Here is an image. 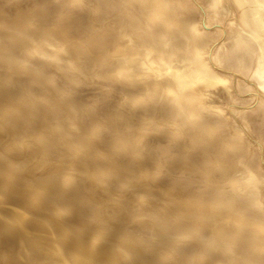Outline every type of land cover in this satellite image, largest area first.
Returning <instances> with one entry per match:
<instances>
[{"label":"bare ground","instance_id":"obj_1","mask_svg":"<svg viewBox=\"0 0 264 264\" xmlns=\"http://www.w3.org/2000/svg\"><path fill=\"white\" fill-rule=\"evenodd\" d=\"M2 1L3 0H1V2ZM11 1H13V0H11ZM40 1H41V3H42V1L44 2V0H40ZM45 1H47V0H45ZM154 1H157V2L154 3ZM245 1H248V4L250 2V0H122V2H121V0H86V2L84 0V3L85 4L87 3V5L84 8H86L87 17L92 22V26H88L86 28L83 27L85 29L86 33H84V34L83 33H79V34H82V35H85L86 34L85 35V37L87 38V41H85L86 48H88V49H94V45H93V41L94 40H96V41L98 40L97 42L100 43L98 45H102V47H104V51L105 52L103 53L102 58H99L100 59V62H99V59L98 58L96 59L98 61H95V58H93L94 59V62L95 63L97 62L98 64L97 63L96 64L98 66H100V68H101V69H99V67H98V70H97V72H98L97 73V77L99 76L100 79L99 80L96 79V80L97 81H100L101 80V77L100 76H102V77L103 76L104 77H109V78L112 77V80L110 79L111 81L106 80L107 78L105 79L106 82H103L104 79L101 80L102 81L101 83L103 84V86L102 85H100V86H101V89L103 88L102 89L103 92H104V87H106L107 85H110L111 86V84H112V87H113V85L114 86H116V85L118 86L120 84L121 85H124V86H127L126 89H122V90H124L126 92L124 94L130 95V97H131V98H129L128 96L125 95L126 97H128L127 98V101L128 102H126V103H128L130 107H131V104H132L133 105L132 108L136 104H140L141 105L140 107H142V108H143V106L148 105V110L149 111L155 109V107H156V104H155L156 103V98H159L161 100V97L163 95L166 96L165 94H167V96H168L169 95L168 93H170V96L169 97H171L170 98L171 100L170 99L169 100H170V107H172V109H173V111L171 109L172 113L173 112H177V110L179 111V110H183L184 109V111H185L187 109L188 112H191V111L193 112V114H191L189 116H195V117H197V116H201L200 110H197L196 109L194 111L192 109V106H191V98L186 93H184V92L182 93V91H181L180 88H183L184 86H187L186 84L187 83L188 84L191 83L192 80L193 81L196 80L197 82L199 80V82H201V83H204V82L208 83L209 81H213V83H216L217 85H225L226 82H227V80H228V82H232V77H231L232 75L231 76L229 75L230 76V78H229L228 75H223V73L221 74L219 72V70L215 69L214 66H212L213 65V62L212 61H210V64H209L206 61V59L203 58V56H202L203 53H208L211 56H213L214 60L212 59V57H211L210 60H213L215 65H219V66H222V64L224 66L227 65V67H225V68H228V65H230V66L238 67L239 69L242 68L244 70H255L257 68H260V69L263 68L262 69L263 70L262 72H264V18H263V14H262V9H264V0H251L252 4L250 5V7H252V8H250V9L247 8V6L245 5ZM5 2H7V1H5ZM26 2H27V0H26ZM78 2L81 3V2H83V0L78 1ZM78 2L74 3L71 0V3H74V6L75 7L78 6V4H79ZM13 3L15 4L16 1L13 2ZM41 3L39 2V5H41ZM44 3H46V2H44ZM44 3H43V5H44ZM47 3H48V1H47ZM22 4H24V3H22ZM34 4L37 5V3L35 2V0H34ZM68 4H69V2H68ZM19 5L20 4H18V6ZM82 5H83V3H82ZM118 5L120 6V8H119L120 9V12L121 11L122 12L120 14H118L116 17L113 18V19H115L114 20V23H113L114 24L113 25V28L114 29H109V30H114V33L112 32L113 33V36H111V38L113 40L112 41L113 43H111V45H110V43L108 41V40H110V38H109L110 36L108 34L104 35V34L99 33L97 29L94 30L95 28L93 26H95L96 28H100L99 27L101 25V21L100 20L102 18V14L101 13L105 9L106 10H109L111 12V9H113V8L115 9L116 6L118 7ZM6 6H8V5H6ZM57 6L58 7L56 8L57 9V11H56L57 13L56 14H58V10H59L58 8H60L59 5H57ZM64 6H65V4H64ZM79 6H80V4H79ZM11 7H12V5H11ZM29 7H27L28 10L30 9ZM51 7H54V6H51ZM55 7H56V5H55ZM68 7H71V6H67V8ZM225 7L226 8L229 7V10L232 9V11L235 14V17H234V15L233 16L230 15V16L233 17L232 18L233 21H230L229 20L232 23H227V21H226V24L224 25V27H222V28H224L223 31H227V33H228V37L226 36V38L228 39V41L225 40L226 42L224 41L222 43L223 45H216V46L212 45V47H214V48L211 47L212 49L211 48L208 49V48L212 44V37L215 34V33H212V32L214 30L209 31L208 29L205 28V26H204L205 29L204 28L202 29L201 28L202 26L199 27L201 24L200 25L198 24L199 25L198 26L197 23H196L197 26L191 24L190 27H188L189 30L187 31V29H186L187 27L185 25V22L183 23L185 25L184 26L185 28H184L183 25H180L177 22V20H176V23H173V20H172L173 18H178V19L182 18V19H184V16H186L185 15L186 12L192 13V15H195L196 12H198V11L201 12V13H205V12L208 13V15L207 14L206 15H207V20H209L210 18H213V17L218 16L219 15V12H221V11L223 12V8H225ZM62 8H64L63 5H62ZM80 8L78 7V9H80ZM3 9H4V7H3ZM12 9H14V8H12ZM19 9H21V8H19ZM27 9H26V11H27ZM8 10H10L9 7H8ZM8 10H5V11H8ZM60 10H59V13H60ZM16 11H17V8H16ZM64 11H68V10L66 9ZM73 11L75 12L76 10H73ZM1 12H3V11L1 10ZM81 12H82V10L80 9V13ZM83 12L85 13L84 10H83ZM105 12H107V11H105ZM20 13H21V11H20ZM116 13H117V10H116ZM118 13H119V11H118ZM10 14H11V12L8 13V14H6V15H10ZM21 14H23V13H21ZM34 14H36V13H34ZM37 14H38V12H37ZM39 14H40V12H39ZM42 15H45L44 12L42 13ZM47 15H49V13H47ZM82 15H84V14H82ZM188 15H190V14H188ZM31 16H33V15H31ZM59 16H61V15H59ZM73 16H75V15H73ZM196 16H197V14H196ZM221 16H224V15H221ZM5 17H7V16H5ZM9 17H11V16H9ZM65 17H64V19H67ZM69 17H70V15H69ZM84 17H85V15H84ZM197 17L200 18L199 16H197ZM219 17H220V15H219ZM40 18L41 19H44V17H42V16H40ZM60 18L62 20L63 19V16L60 17ZM186 18H187V16H186ZM222 18H224V17H222ZM3 19H5V18H3ZM14 19H12V20H14ZM17 19H18V17L15 20H17ZM36 19H38V18H36ZM46 19H48V18H46ZM80 19H81V17H80ZM229 19H231V18H229ZM9 20L10 19L7 20L8 23H9ZM12 20H10V21H12ZM29 20H30V18L28 19V21ZM61 20H60V22H61ZM69 20H71L69 22H73L72 21V15H71V19H69ZM105 20L107 21L106 18H105ZM193 20H195V19H193ZM205 20H206V18H205ZM210 20H211L210 22L213 21L212 19H210ZM36 21H38V20H36ZM62 21L64 22V24L65 23H67V24L69 23V22H65L64 20H62ZM66 21H68V20H66ZM180 21L182 22L181 19H180ZM31 22H29V25H30ZM39 22H40V20H39ZM47 22L49 24V21L48 20H47ZM52 22H53L52 24H54V21H52ZM190 22L191 21H189V23ZM210 22L209 21H206L205 24H208L209 25ZM221 22H222V20H221ZM4 23H7V22H4ZM14 23H16V22H14ZM25 23H24V25H25ZM34 23H35V21L33 22V24ZM56 23L57 22L55 21V24ZM107 23H108V21H107ZM107 23L105 24V27H108L109 25H111V24H108L107 25ZM109 23H111V22H109ZM48 24H46L47 27H48ZM60 24L62 25L63 23H60ZM2 25H3V23H2ZM12 25L16 26V24H13V23H12ZM26 25H27V23H26ZM46 25L45 26L43 25V27L45 29H46ZM56 25H58V24H56ZM73 25L74 24H72V26ZM82 25L85 26V24H82ZM208 25H206V27ZM14 26H12L13 28L11 27L13 31L16 30L15 28L17 27V26L16 27H14ZM28 26H26L27 27V30L25 29L26 31H29L28 28H30V26L29 27ZM36 26L35 27L34 26L31 27V30L29 32H22L21 33V31H20L18 33L17 30H19V29L16 30L17 34H23V33L26 34L27 33L26 34V39H27V44L26 45L27 46L26 45H25V47L23 46L25 48L24 51H26L27 54L23 57V60L26 59L27 57H34V58L38 57L39 58L38 61L40 63L41 62L42 63H45V62H54L55 61L54 59H57L56 58L57 55L58 56H64L65 54L64 55H62V54L60 55V53H59V50L62 49L61 46H58L57 48L53 47L52 49H49V48L47 49L46 47L45 48L42 47L44 44H47L45 46H48L49 47V45H50V48H51L52 45L49 43V40L54 38V39H58V41H59V38L54 37V36H56V33L54 34L51 31H45L44 28H43V30L45 31L44 34L43 35L42 34L40 35L39 32H37V30H40V29L42 30V28L39 27L41 25H38V27H36ZM75 26H73L71 28L75 29L74 28ZM3 27L2 28L0 27V31H1V29L2 30L5 29V31L7 30L6 28H3ZM21 27H23V26H21ZM24 27L22 28V30L24 29ZM59 27H62V26H59ZM69 27L70 26L68 24L67 28H69ZM35 28L36 29L37 28H40V29L35 30ZM182 28H184L186 31L185 30L182 31L183 30ZM78 29L80 30V27ZM211 29H213V28H211ZM79 30H77V31H79ZM9 31H11V30L9 29ZM13 31L11 33L10 32L8 33V30H7L8 35L15 32V31L14 32ZM67 31H69V30H67ZM80 31H82V30H80ZM215 31H216V29H215ZM1 33H3V32L1 31ZM7 33L5 32V34H7ZM41 33H42V31H41ZM75 33H76V31H75ZM219 33H218V35H219ZM14 34L16 35V33H14ZM25 34H23V35H25ZM66 34H70V33L69 32H66ZM2 35L4 36V34H1V37H2ZM15 35H14V38H11V40L12 39H16L15 38ZM215 36H216V34H215ZM215 36L213 37V39H216L218 37V36H216V37ZM6 37H8V36L6 35ZM6 37L5 38H1V40L2 39L3 40L6 39L7 41H9L10 39L9 38L7 39ZM21 37L22 36H20V38ZM80 37H82V36H80ZM22 38H24V37H22ZM83 38H84V36L82 37V39ZM71 39H74V38H71ZM75 39H76V37H75ZM79 39H81V38H79ZM221 39H222V37H221ZM1 40H0V229H1V232H4V233H1L0 234V256H3V255L6 256L7 255L6 252H5V246H4L3 242H5L7 240V236H9L8 237L9 240H13V246H14L13 247V250H14V252L18 249L19 246L23 245L27 241H31L32 244H33L31 246V248H30V251H31V250L36 249V247H38L44 240L50 239L51 240V244H50L49 248L47 249L46 253L54 255V257H56L58 260H60L59 264H133L134 261H138L137 259L132 258V256L133 255H137V253L139 251V246L136 245V244L131 243V241L129 240V239H132L133 242H134L137 239H134L133 236H130V234H129L128 231L121 230L120 232L122 233V236L121 237L123 238V241H126V242L129 243V249H130V254L131 255L128 253L127 247L125 245H122V244H119L118 242H113L112 240H109V237L111 239V236H110L109 233H107L105 231H102L100 229L91 230V229H88V228L85 229V228L79 226L80 223H81V219H79V217L82 218V214L83 213L87 212L89 209H91V211H93V212H97V210L95 209V205L97 203H99L98 202L99 201V198L97 197V201L91 200L89 198V195L86 196L88 199H86V197L82 198L81 197V194H80V191H82V190L85 191L84 189H82L84 186L83 185H82L83 187L80 186L79 188H81V189L79 190L78 186L70 178L72 175L70 173H68V170H66L67 172H65V170H64L65 167L62 168V169L64 170V173H67V174H64L63 171H62V173L64 174V176H61L62 175L61 174V170H60V167L61 166L59 165L60 166L59 167L60 176H57V175H55V173H56L54 171L55 169L54 168L53 169L51 168V167H55V166L52 165L50 167L51 168L50 169L49 167H47L48 166L47 163L49 161H47L45 159H41L42 158V155H48V154L52 153L51 151L53 150V147L55 145H57V143H58V141L56 140L58 138L55 137V135L53 134V132L56 131V134L58 135L57 131L60 132V133L61 132L64 133V130L67 129L66 126H65V123L66 122L65 123H61V122L59 123L56 120L55 121H49V118H51V117L44 116V113H47V115L49 113H51L52 114L51 116L53 118H56L54 116V113H55V111H58V110H56L57 108L56 109L54 108L55 109V110L53 109L54 112L51 109H50L51 112H47L46 111V108L44 107L45 105H43V103L45 102V100H47L46 102L49 103L50 100H48V99H49V97H52V96H50L51 93H46V91L48 90V88H49V91L48 92H50V89L57 90V88H58L56 86L57 84L54 82L55 79L53 80L52 79L53 76H51V75H54V74H51V75L47 76L46 78L44 77V80L46 82L48 81L47 82L48 83V85H47L48 87L45 86V84L43 82L42 84H44V86H45V88H47V90L46 91H43L44 90L43 87L41 88V90L43 89L42 91L45 92V93H40L42 91H40L39 93L38 92L35 93V87L37 88V86L35 85V87H34V83L35 84H36V82L41 83L42 80H43V78H42L41 75L39 76L38 74H35L37 72L31 73L32 75L33 74L35 75V76H33V78H31V83H33V85H31V84H27L25 86H23V85H17L16 82L18 80L14 81L12 73H13V71L26 69V67L24 68V66H27L28 65V63L26 62L27 60H25V62H22L21 63L22 64V65H20L21 67H19V68L16 67L17 64H14L13 61L14 60H18V61L20 60V61H22V59H19L20 57H17L18 59L16 58V56L13 53V50L10 49V48H12V45L9 48L10 49L9 50L6 47H7V45H10V44L6 43L7 41H5V43L7 45L6 44L3 45V43H2ZM22 40H23V43H26V41L24 42V39H22ZM70 40H68L69 43H70ZM222 40H224V39H222ZM15 41H14V43H16ZM79 41H81V40H79ZM219 41H221V40H219ZM82 42H84V40ZM14 43H13V45H14ZM17 43H16V46H17ZM19 44H22V43L19 42ZM67 44H68V42H67ZM76 44H78V43H76ZM22 45H20V46H22ZM60 45H61V43H60ZM168 45H170V46L167 47ZM14 47H13V49L16 50L19 46H17V48L16 47L14 48ZM166 47L168 49L171 47L172 51L170 52L169 50H167V53H165V51H163V50ZM20 48H18L17 50L19 51ZM75 49H76V51L78 50V48H75ZM84 49H85V47H84ZM17 50H16V52H17ZM81 50H80V52H81ZM229 50H231V51H229ZM56 51H57V53H56ZM83 51L85 52V50H82V52ZM168 51H169V53H168ZM16 52H15V54H16ZM75 52H74V54H75ZM254 52H256V55H253ZM17 54H19V52ZM178 54L179 55H182V57L185 56V58L183 60L181 59L182 57L181 58L178 57L180 59L176 58V56ZM23 55H24V52H23ZM72 55H70V56L72 57ZM94 55L95 54H93V56ZM252 55L255 56V57L253 58ZM79 57H80V55L77 56V58L76 57H74V58L79 60L81 58V57L80 58ZM209 58H210V56H209ZM63 59H64V62H65V56L63 57ZM85 59H86V57H85ZM85 59L83 58V60H85ZM93 59H91V60L88 59V60L92 61ZM78 60H76V61H78ZM88 60L86 62H89ZM185 61H187V62H185ZM64 62H62V63H64ZM86 62L84 61L83 63L85 64ZM70 63L73 66L72 61ZM83 63L81 62V64H83ZM67 64H68V62H67ZM67 64H66V66H68ZM87 65H88V63H87ZM87 65H85V66L87 67ZM93 65H94V63H93ZM75 66L76 65H74V67ZM88 66H90V68H91L92 65H88ZM43 67H45V66H43ZM40 68L39 67H38V69L33 68V70L34 71L35 70H39ZM51 69H53V68H51ZM58 69H56V70H58ZM78 69L79 70H77V72L79 71V74H82L83 73L82 69L81 68H78ZM93 69H95V68H93ZM33 70H32V72H33ZM40 70L38 71L39 74H40ZM54 70L55 69H53V71ZM62 70L65 72L67 69L65 68V69H62ZM86 71H89V70H86ZM93 71H95V70H93ZM144 71L145 72L146 71L149 72V73L146 72V74H147L146 77L149 75L147 77V79H146V77L143 76V74H144L143 72ZM230 71H231V68H230ZM77 72L76 71L74 72V70H73V73L78 74ZM152 72L156 75V76L154 75L155 78L157 77L156 79H158V75H159V77L160 76L163 77V74H165L166 76L167 75H170V77L167 76L168 78L167 77L166 78L163 77L164 79L162 78V80L154 81L151 78L152 76L150 77V75L153 74ZM43 73L41 72V74H43ZM51 73H53V72H51ZM249 73H251V72H249ZM31 74H30V76L32 77ZM71 74H72V72H71ZM93 74H90V73L88 75L86 74V78H87V76H89L90 79H91L92 78L91 76ZM20 75H21V73H20ZM60 75H62V73H60ZM63 75H65V74H63ZM234 75L235 74H233V77H234ZM253 75H255V74H253ZM68 76H70V74H68ZM68 76L66 74L64 77H67L68 78ZM60 77H62V76H60ZM60 77H59V79L57 78L56 80H59L60 81ZM80 77L79 78H76V79H80ZM149 77L152 79L151 82L148 81V80H150ZM23 78L25 79L24 76H23ZM28 78H29V76H28ZM70 78H71V76L69 77V79ZM93 78L95 79L94 75H93ZM90 79H88V81H90ZM71 80L72 79H70L69 80L70 82L69 81L68 82L71 83V85H73V82H71ZM81 80H82V82H80V81L79 82L83 84V78ZM235 80H236V77H235ZM20 81H23V80L20 79ZM95 81L94 82L92 81L93 83H91V81H90V83L91 84H94V85H98V82H96V84H95ZM142 81L144 83V84L142 83V86H140V87L139 86H136L137 84L140 85V83ZM74 82H75V84L77 86L80 84V83L77 84L78 80H77V82H76V80H74ZM157 83H160V84H157ZM261 83L264 84V78L261 79ZM60 84H62V83L60 82ZM82 84H80V86ZM85 84L86 83H84L83 85H85ZM134 84H136V85L133 88H128V87H130V85L132 86ZM256 84L259 85L260 83H256ZM37 85H39V84H37ZM156 85H158V86L160 85V86L157 88ZM124 86H123V88H124ZM258 87L260 88V85ZM74 88H75V86H74ZM90 88H92V87H90ZM90 88H89V90H90ZM69 89H70V87H69ZM85 89H83V90H85ZM101 89H100V91L102 92ZM115 89H116V87H115ZM178 89H180V91ZM37 90H40V88H38ZM72 90L74 91V89H72ZM107 90H108V88H107ZM118 90H121V88L118 89ZM96 91H98V89ZM261 91H264V89L261 90ZM55 92L53 93V95L54 94H57ZM59 92L62 93L63 92L62 89ZM59 92H58V94H60ZM108 92L109 91H107V93ZM110 92H114V94H115V90L114 91H111L110 90ZM120 92H122V91H120ZM117 94H119V93L117 92ZM117 94L115 96H118ZM62 95H64V94H62ZM62 95H60V96H62ZM93 95H94V93L92 94V98L95 97ZM106 95L109 96V94H106ZM122 95L123 94H120V96H122ZM54 96L57 97V95H54ZM52 98H55V97H52ZM59 98H61L62 100H64L63 99L64 96L63 97H59ZM41 99L44 100L43 103H39L38 102V100H41ZM82 99H84V97ZM85 100H86V98H85ZM121 100L122 99L119 100V104L122 103ZM164 100L166 101V99H164ZM53 101H55V99L54 100H51L52 103H53ZM80 101H81V99H80ZM123 101H124V99H123ZM57 102H58V100H57ZM57 102H55V103H57ZM68 103H69L70 107L71 106H74V105H72L71 100H68ZM80 103H82V102H80ZM87 103L89 104V102H87ZM96 103L94 101L93 104L96 105ZM100 103H101V101L99 103H97V105L100 104ZM62 104L64 105V101L62 102ZM77 104H79V103H77ZM83 104H86V103H83ZM53 105H55V104H53ZM80 105H82V104H80ZM103 105H105V104H103ZM157 105H160V103L157 104ZM164 105H162V107ZM48 106L50 108V105L47 104L46 105L47 109H49ZM76 106H74L75 107L74 109H78V108H81V107L83 108V106H81V107H78L77 106L78 108ZM105 106L107 107V105H105ZM110 106H112V105H110ZM23 107L25 108V110H23ZM56 107H58V104H57ZM60 107H62V105H60ZM106 107L103 106V108H105V109H106ZM136 107H134V110L136 109ZM94 108H96V107H94ZM109 108H111V107H109ZM109 108H108V110H109ZM112 108L114 110V106ZM146 108H147V106H145V110H146ZM157 108H159V107H156L155 112H156V110H159ZM129 110H131L130 112H132V109H129ZM76 111H80V110H75L74 112H76ZM102 111H103V109H102ZM139 111H140V109H139ZM146 111H145V113H146ZM166 111H168V109H164V112H166ZM171 111H169V113ZM231 111H232V109H231ZM234 111H235V109H234ZM234 111H232V113ZM244 111L247 113L250 110L249 109H245ZM244 111L243 110H240L238 112L239 113L241 112L240 113V115H242L241 117L244 119V121L246 120V122H247V120H248L247 119V116L246 115L245 116L243 115V112ZM61 112H63L62 109H61ZM111 112L109 114H111ZM114 112H116V110ZM56 113H58V112H56ZM106 113H108V112H106ZM119 113H122V115H123V111H121ZM156 113L158 114L159 112H156ZM246 113H244V114H246ZM250 113H251V111H250ZM88 114L90 115V113H88ZM101 114H103V113L100 112L99 116ZM127 114H128V112H127ZM129 114H131V113H129ZM116 115H117V113H116ZM122 115H121V117H124ZM132 115H134V114H132ZM78 116H77V118H78ZM81 116H83L82 118L87 117L86 115H81ZM102 116H104V115H102ZM111 116L113 117V115H110V117ZM129 116H131V115H129ZM138 116H139V114L137 115V117ZM134 117L136 118V115H134ZM140 117H141V115H140ZM72 118H70V119H72ZM79 118H78V120H80ZM97 118H98V120H100V117H97ZM111 118H109V119H111ZM124 118H126V117H124ZM135 118H134V120H135ZM237 118H240V117H237ZM67 119H68V117H67ZM67 119H65V121ZM70 119H69L68 123L70 122ZM132 119H133V117H132ZM73 120H74V118H73ZM73 120L71 121V123H73ZM75 120H77V119H75ZM78 120L76 121L75 125L78 123ZM86 120H90V119H86ZM136 120H137V118H136ZM138 120H139V117H138ZM83 121H84V119H83ZM96 121H97V119H96ZM127 121H128V119H127ZM140 121L143 122V124H145L144 122H148L147 119H142ZM223 121H225V120H223ZM118 123H122L123 124V122H118ZM137 123H138V121H137ZM163 123L164 122H162V124ZM242 123H243V121L241 122V124ZM82 124H83V126L85 125L84 122ZM221 124L223 126L225 125V123H223V122ZM67 125H69V124H67ZM93 125L94 124L91 125L92 126L91 128H94V130H95V127H93ZM202 125L203 126H207V128L209 129V131H212L210 129L215 128L214 127L215 126L214 124H213L214 125L213 126L211 124H208V122H207V124H204L202 122ZM79 126L81 127L82 125H79ZM83 126L81 127V129L82 128L87 129L85 126L84 127ZM119 126H121L120 128L123 127L122 125H119ZM134 126L136 127V125H134ZM139 126H141V125L139 124ZM144 126H147V125L145 124ZM78 127H77V129H78ZM96 127L99 128V125L96 126ZM100 127H101V125H100ZM137 127H138V125H137ZM98 128H96V129H98ZM120 128H118V129H120ZM132 128H131V130H132ZM142 128L143 127H141L140 130ZM243 128H245V127L243 126ZM72 129H74V126H73ZM102 129H104V128H102ZM124 129L125 128H123V130ZM147 129H145V128H144V130L142 129L144 132L142 130L140 132H136V130H138V128H137L135 130V132L137 134H135V132H134L135 135L133 134V131H131L134 136L131 134V132H129V134H131L132 136L128 137L129 140H127V141L125 140L126 136H124L125 137L124 140L127 143L124 142V141H121L120 142V145H121V143H124L121 147L123 148V146L125 145V143L126 144L133 143L131 141H133V139H135V141L136 140L138 141L137 143H140L139 140L143 141V144H145L146 147H147V145L149 143H152V142L154 143L155 142L154 140L166 141V143L168 141V143L166 144V147L169 148L170 147V144H172L171 142L172 141H175L178 138V136H179V129H178V127L176 128V125H173V127L168 128L164 124V126L162 128L157 129L156 131L159 134H161L160 136L157 135L160 139H158L156 136H153V134H149L148 133L150 131L149 129H148L149 131L147 132L148 134H146L145 130H147ZM153 129H154V127H153ZM94 130H93V132H94ZM110 130L112 131V129H110ZM123 130H122V132H124ZM166 130L168 132L167 133L168 135H165L164 136V134L166 133L164 131H166ZM96 131H98V130H96ZM125 132H127V131H125ZM161 132H164L163 136H162V133ZM228 132H230V131H228ZM111 133H113V131ZM97 134H98V132H97ZM117 134L118 133H116V135ZM86 135H88V134H86ZM103 135H105V134H103ZM116 135H115V137H116ZM186 135H187V137H188V139L190 141H192L194 139V134L193 133L188 132ZM127 136H128V134H127ZM63 137L64 136H62V138ZM77 137H79V136H77ZM80 137L82 139L83 138V135L80 136ZM99 137H100V135H99ZM117 137H118L117 139L120 140L119 138L122 137V134H121V137L120 136H117ZM230 137H232V136H230ZM230 137L228 135V138H230ZM102 138H104V137L102 136ZM111 138L112 137H110V139ZM236 138H237V136H236ZM77 139H76V141H79V139L78 140ZM89 139H91V138H88L87 141H89ZM115 139L116 138H114V140ZM232 139H233V137H232ZM235 139H234V141H232L233 143L234 142L237 143L235 141ZM73 140H75V139H73ZM221 140L223 141L224 139H221ZM226 140L227 139H225L224 142H226ZM64 141H66V140H64ZM76 141H75V143H76ZM87 141L84 144H89L90 143V145H87V146H90V147L93 148V145H94L93 143H95V142H90L91 141L90 140L89 143H88ZM106 141H108V140L106 139ZM222 141H221V143H222ZM228 141L229 140H227V142ZM243 141H244V139H243ZM98 142H101V140L99 141V139H98ZM111 142H112V139H111ZM227 142L226 143H223L222 145L228 144ZM240 143H241V141L238 144H240ZM60 144H62V143L60 142ZM64 144H65V147L64 148H66L67 147L66 146L67 141ZM117 144H115V145H117ZM234 144L230 143V145H234ZM241 144L238 145L239 146V149H241L240 146L242 148H245V146L247 147V145H245V144L244 145H241ZM235 145L233 147H235ZM59 146H58V148H59ZM87 146L84 145V147H83L84 150H85V147H87ZM105 146H107V144ZM109 146L111 147V145H109ZM113 146H114V144H113ZM128 146H129V144L128 145H125V147H128ZM155 146H156V143H155ZM155 146H153V147H155ZM159 146H160L159 148L161 149L162 145L160 144ZM238 146H237V148H238ZM73 147L76 148V145L75 146H72V149H73ZM94 147H96V145ZM81 148H82V146H81ZM117 148L118 147H116V149L111 148L112 152L114 150H116V151H114L113 154H115V152H117V155L119 154L120 151H119V149L117 150ZM139 148L140 147H138V149ZM72 149H71V151L74 152V150H72ZM76 149L78 151V149H80V148H76ZM76 149H75V151H76ZM87 149H88V147H87ZM105 149L106 148H104V150ZM107 149L105 151H107ZM124 149H125V151H124ZM124 149H123V154L124 153L127 154V151H126L127 148H124ZM167 149H166V151H167ZM58 150H60V149H58ZM58 150H56V152ZM81 150H80L81 154L80 153L78 154L80 157H79V162H78L77 165H79L80 162H84V160H85V163H83V164L81 163V167H82V165L83 166L86 165V163H87L86 161L88 160L87 159L88 156L83 159L81 156H83V153L82 152H84V151L83 150L81 151ZM102 150H101V152H102ZM131 150H132V147H131ZM140 150H141V148H140ZM53 151H55V150H53ZM92 152L95 153V151L92 150L91 153L90 152L88 153V155L91 156ZM161 152H165V149H164V151L162 150ZM74 153H70L71 155H68V156H71L72 157V154L75 155ZM84 153H86L85 155H87V151L84 152ZM102 153H104V152H102ZM56 154L54 153L53 155L56 156V157H58V155H56ZM111 154L112 153H110L109 156L113 157L114 155L112 156ZM133 154H134V157L137 156V155H135V153H132L131 155H133ZM85 155H84V157H85ZM94 155L96 157V154H94ZM115 156L113 157L114 159H115ZM127 156H129V155H127ZM49 157H50V155H49ZM65 157L67 158L66 155H65ZM74 157H76V163H77V158L78 157L77 156H74ZM119 157L121 158L120 154H119ZM119 157H117V158H119ZM202 157H198V158L200 160H204L205 161L206 158L203 157L204 159H202ZM66 158H65V160L63 158V160L65 162H62L61 163V164L65 163V164H63L65 166L68 163V161H70V160L66 161ZM90 158H92V157H90ZM97 158H98V156H97ZM117 158H116V160H118ZM73 159H75V158H73ZM92 159H90L89 161L92 162L93 161ZM129 159L130 158L128 157V162L130 163ZM112 160L113 159H109L103 165L101 164V162H102L101 161L100 164L102 166L101 165H100V167L97 166V169H98L97 171H99V168L100 169L101 168H103V169L106 168V169H108V170H110V171H112V172L115 173L117 171V168L118 167L120 168V166H118V165H122V167H125L126 168V165L129 164L128 163V164L124 165L125 163L124 164L123 163H120L118 165H115V162H113ZM74 161L75 160L71 161L72 163L71 162H69V163H71V165L76 164ZM89 161H88V163H89ZM119 161L121 162V160H119ZM189 161H190V163H192L193 165H195L196 161H198V160H195L194 159L195 163H193V160L192 161L189 160ZM204 161H200V162L198 161L199 163H201V164L198 163L199 164L198 166L204 164V163H202ZM139 162H137V163L139 164ZM205 163H206V161H205ZM161 164H164V163H161ZM161 164L159 165V167H156L155 173H157V172H159L161 170V167H162ZM92 165L93 164H91V166ZM140 165H141V163H140ZM140 165H138V166H140ZM243 165H244L243 168H241L239 166L240 169H242L240 171L243 172V177L241 176L242 173L239 174L242 177L239 180H234L233 182L231 181V183L225 182V183H227V185L226 184L225 185L223 184L222 186L219 185V186H214V187H210V186H207V185L205 186L203 184V188L202 189H204L203 190L204 195H206V197L208 199H210L211 200V203L213 204L212 205L213 207L210 210H206V209L203 210L202 209L206 205H204V203L202 202L203 201L202 199H201L202 201L200 200V197L201 196H204V195H200V197H198V199L202 202V206L203 207H201V208H200L199 205H197L198 204L197 202H196L197 203L196 205L194 204L195 201H196L194 199L196 197H193V195L195 194L193 191H192V194L193 195H190V199L188 198L189 196H185L184 199H186V198L187 199L184 201V203L187 204V203L190 202L191 205L194 204L191 207H189L190 205L188 204L189 205L188 206L189 208L185 204V206L187 207L185 213L188 214V215L186 214V216L187 217L188 216H193L194 219H195L194 220V223H195L196 226H201V227L204 226L205 227L207 225V223L209 222V220H212V219L215 220V219H217L218 217H216V216L218 214L221 215V211L228 212L229 210H231V213H235V211L237 209H239V204L238 203H240V202L238 201V197H240V195H243V193H245L247 190H249L253 186V183L250 182L251 179H252V174H251V170L249 169V166H248L249 163L247 162V163H244ZM91 166H90V163H89L88 167H91ZM138 166L135 165V168L136 167L138 168ZM70 167H73V166H70ZM88 167H87V169H88ZM122 167H121V169H123L122 171H125L124 168H122ZM141 167H140L141 170L143 168H145L144 166H141ZM204 167H205V165L202 166V168H203L202 170L206 169ZM206 167H207V165H206ZM133 168H134V166H133ZM133 168L131 170H133ZM57 169H58V166H57ZM79 169H80L79 167H78V169H76L77 172H78V174L81 173L80 171H78ZM207 169H210V168H207ZM218 169H220V168L218 167ZM84 170H85V167H84ZM138 170H139V168H138ZM225 170H226V168H225ZM254 170H256V169L254 168ZM53 171L55 173H53ZM89 171H90V173H89V175L88 174L87 175L90 178V176L92 175V172H91V170H89ZM122 171H121V173H122ZM212 171H215V170H212ZM74 172H73V170L71 172L72 174L74 173L73 176L75 174H77L76 171H74ZM100 172L101 171H99V173L97 172L98 174L96 176L102 174ZM206 172L207 171L204 170L205 175H202L201 174L202 175V178L203 177L205 178L208 175V173H206ZM219 172H220V170L217 173H219ZM225 172L223 170V173H225ZM129 173H130V171H129ZM69 174H70V176H69ZM108 174H109V172L105 174L107 176V178H108ZM120 174H119V176H124V173H122L123 175H120ZM77 175L75 176V178L77 177ZM151 175H150V177H151ZM254 175H256V174H254ZM73 176H72V178H73ZM96 176H94V177H96ZM103 176H101L102 178H98V180L101 179V181H102ZM128 176H125V177H128ZM78 177H80V176H78ZM185 177L191 178V175L188 174V175H185ZM185 177H184V179H185ZM107 178L103 179V183H104V181ZM262 178L264 179V177H262ZM92 179L93 178L87 179V181L88 180H92ZM95 179L97 180V178H95ZM149 179L151 180V178H149ZM207 179H208V176H207ZM152 180H153V177H152ZM87 181H86V183H87L86 185H89L88 183L91 184V182H89V181L87 182ZM155 181H157V179ZM155 181H154V183H155V185H157ZM207 181H211V180L208 179ZM226 181H229V179H227ZM99 182L100 181H98L97 183L99 184ZM148 182L149 181H147V183ZM207 183H209V182H207ZM150 185H151V182H150V184L148 186H150ZM152 185H153V182H152ZM97 186H99V185H97ZM172 186L174 187V185H172ZM202 189H200V190H202ZM87 191L88 190H86L85 192H87ZM190 191H189V194H191ZM91 192H92L91 195L95 193V192L93 193V191H91ZM200 192H202V191H200ZM196 193H198V192H196ZM199 194L198 195L196 194L194 196H199ZM191 197H193V198L191 199ZM83 199H85V200H91V201H89V202L92 203V205L90 204L91 206L90 205H87L88 202H86V201L84 203L85 205L89 206L88 209H87V206L85 207L84 204L82 206V204L80 203L81 200H83ZM166 199H167V197L165 196L164 199H163V201H165ZM175 199H177V198H175ZM199 200H198V202H200ZM138 201H137V203H138ZM163 201L161 203H163ZM166 201H167V203L169 205L172 202L171 200H170V203H169L168 200H166ZM204 201H205V204H208V203H206V200H204ZM180 203H182V201ZM180 203H178V204L180 205ZM160 205H162L163 208H165L163 204H160ZM160 205H159V207H160ZM209 206L210 205H207L206 208L208 209ZM214 208H216L215 211H213ZM178 209H179V206H178ZM121 210L122 209H120V211ZM175 210H177V208ZM177 211L179 212L181 210H177ZM238 211H240V210H238ZM163 212H164V210H163ZM176 214L177 213L175 211V213H174L175 217H173V218H179L180 215H178V214H182V213H178L177 214L178 217H176ZM224 214L225 215L227 214L228 216L230 215L228 213H224ZM138 215H140V214L138 213ZM174 215H172V216H174ZM8 216H11V217L9 218ZM150 216H151V214H150ZM151 217H150V219L147 218V220H146L145 223L143 221H142L143 224L140 223V225H141L140 227L144 228L145 231H151V228L154 227L152 225V223H153L154 219H156V218L154 217V219H151ZM211 217H213V218L211 219ZM214 217H216V218H214ZM224 217H222V218H224ZM181 218H182V215H181ZM222 218L220 217V219H222ZM227 218L229 219L230 217H227ZM228 219L226 220V222L228 221ZM6 221H8L9 223L7 222L6 224H4ZM221 222H223V220ZM229 222H228V224L227 223H224V225H221L222 226V227H220L221 229L216 228V230L214 231V243H213V247L216 246L220 242L221 239L218 240V238H220L222 236H226L227 238H229V240H228L229 243L235 244V243L238 242V240H240V239H246L247 237H249V235H252L251 232L254 230V225L256 226L255 229H257V228H259L260 230L264 229V222H261V223L258 222L256 224H253V226H252L253 227V230H251V229H244L242 227L243 224H241L238 221H234L233 224H230ZM161 224H163V223H161ZM221 224H223V223H221ZM226 224L227 225L230 224V226H228L229 228H227L225 226ZM158 225H160V223L157 224V226L155 227L157 229H156V231L153 230V232L154 233L157 232L156 233L157 235L163 236L164 237L163 239L169 238L168 231H171L170 230V227H168L167 225H164L163 224L162 226L160 225L161 228H162V230H160L159 229L160 227H158ZM53 226H55L56 228H52ZM215 227H218V226H215ZM41 228L43 229V231H41ZM227 229H228V233H227ZM83 230L86 231V232H88V233H90L89 236H86V237L80 236L81 235L80 232H82ZM193 232L191 234H188V237H190V236L193 237L194 236V233H195V232L194 233ZM4 234H5V237H4ZM224 234H226V235H224ZM181 239L183 240V238H181ZM200 248H201V246H200ZM211 249L212 248H209L207 250H204L203 255H201L202 256L201 257L202 260H204V259L209 260L208 264H224L223 261L225 260V258L222 256L221 251L216 254L215 253L216 251L213 250V252H212ZM217 255H219V256H217ZM225 255L229 257L230 252H227ZM21 260H23V259L22 258L20 259L18 257L14 259L15 263H20ZM255 260H256V258L254 256L253 257L250 256V257H248V258H246L244 260L242 259V264H255L256 263ZM181 262H183V261H181ZM0 264H3V263L0 262ZM138 264H144L143 263V260H140V263H138Z\"/></svg>","mask_w":264,"mask_h":264},{"label":"rangeland","instance_id":"obj_2","mask_svg":"<svg viewBox=\"0 0 264 264\" xmlns=\"http://www.w3.org/2000/svg\"><path fill=\"white\" fill-rule=\"evenodd\" d=\"M5 1H7V2H5ZM5 1L3 0L1 2V0H0V4H1L0 5V19H1L0 20V27L1 28L4 26L3 28H6L8 30V33L9 32L11 33L13 31L12 30V28H13L12 26H14V25H12V23H13V24H16V26H17V27L14 26V27H16L15 29L16 30L19 29V30H17L18 33L20 31L22 33V32H29L31 30V27H33V26L35 27L37 25L36 27H38V25H41L39 27H41L42 30L40 28H37V29H40V30H37L35 28V30H37V32H39L40 35L41 34L43 35L45 31H51L54 34L56 33V36H54V37L59 38V41H60L59 42L58 39H54L53 38V39L49 40V43L52 45L51 48H50V45H49V47L45 46L47 44H44L42 47H44V48L46 47L47 49L48 48L52 49L53 47L57 48L58 46H61L62 49L59 50L60 55L61 54L62 55L65 54L64 55L65 56V62H64V59H63L64 56H58V55L56 57L57 59H54L55 60L54 62H45V63L41 62L40 63L38 61L39 60L38 57H36V58L27 57L26 59L23 60V57L27 54L26 51H24L25 50L24 47L27 44V39H26V34L27 33L26 34L23 33L25 35L17 34L16 30H14L15 32L14 31L13 32L16 33V35L14 33L8 35L7 30L5 31V29H3L4 30L3 31L1 29V31L3 33H1V31H0V40H1V38H5L6 35L8 36L6 38L10 39L9 40L10 42L7 41L6 39H4V40L2 39L1 41H2L3 45L6 44V43L10 44V45L6 44L7 47L6 46L5 47L7 49H9L11 47V45H12V48H10V49L13 50V53L16 56V58L20 57L19 59H22V61H20V60L19 61L18 60H14L13 61L14 64H17L16 67H18V68L21 67L20 66V65H22L21 63L25 62V60H27L26 62L28 63L27 66H24V68L26 67V69L13 71L12 75H13L14 81L18 80L16 82L17 85H23V86H25L27 84L33 85V83H31V78H33V76H35V75L34 74L32 75L31 73L37 72L35 74H38L39 76L41 75L42 78H43L42 82L40 81L41 83H38V82H36V84L34 83V87H35V85L37 86V88L35 87V93L36 92L39 93L43 89H44L43 91L47 90V88H45V86L48 85V83H47L48 81L46 82L44 80V77L46 78L47 76H49L51 74H54V75H51V76H53L52 77L53 80L54 79L56 80L57 78L59 79V77L62 76V77H60V81L59 80H56V81L54 80V82L57 84L56 86L58 87L57 88L58 91L55 90V89H50V92H48L49 88L46 91V93H51L50 96L55 97V98L49 97V99H48V100H50L49 103L46 102L47 100H45V102H46L45 103L44 100H42V99L38 100V102L39 103H43L44 102L43 105H45L44 107L46 108L47 112H51L50 109L54 112V110L57 108L56 110H58V111H55V113H54V116L56 118H53L51 116L52 115L51 113H49L50 115L49 114L47 115V113H44V116L51 117V118H49V121H55L56 120L59 123L60 122L61 123H65L66 122L65 126H66L67 129L64 130V133L63 132L60 133V132L57 131L58 135L56 134V131L53 132L55 137L58 138V139H56L58 141L57 145H55L53 147V150H55V151L52 150L51 151L52 153H50L48 155H42L41 159H45V160L49 161L47 163L48 164L47 167L50 168L52 165L55 166V167H51V168L55 169L54 171L56 173L54 171H53V173H55V175H57V176H60V170H61V174H62L61 176H64V174H67V173H64V170H65V172H67L66 170H68V173H70L73 176V174L75 173L74 171L77 172L76 169H78V167H79L80 169L78 171H80L81 173L78 174V172H77L78 175L75 174L73 176V178H72V176L70 178L74 181V183L78 186V188L80 186L81 187L84 186L82 189H84L85 191L88 190L87 192H85L83 190L80 191L81 197L84 198V197L89 195V198L91 200H94V201H97V197L99 198V201H98L99 203H97L95 205V209L97 210V212H93V211H91V209H89L87 212L83 213L82 214V218L79 217V219H81V223H80L79 226H81V227H83L85 229L88 228V229H91V230L100 229L102 231H105V232L109 233L110 236H111V239L109 237V240H112L113 242H118L119 244L125 245L127 247L128 253L130 254L129 243L126 242V241H123V238L121 237L122 233L120 232L121 230L128 231L130 236H133L134 239H137L134 242H133L132 239H129L131 241V243L136 244V245L139 246V251H138L137 255H133L132 256V258H135L138 261H134L133 264L140 263V260H143L144 264H208L209 260H206V259L202 260V258H201L202 256L201 255H203L204 250H207L209 248H212L211 249L212 252H213V250H215L216 252L215 251L214 252L216 254L221 251L222 256L225 258V260L223 261L224 264H239L240 262H241L240 264H242V259L244 260V259H246V258H248L250 256L251 257L254 256L256 258V260H255L256 263L255 264H264V229H262V230H260L259 228L255 229L256 226L254 225V230H253V227H252L253 224H256L258 222H260V223L264 222V179L262 178V177H264V91H261V90L264 89L263 88L264 84L261 83V79L264 78V72H262L263 68H261V69L257 68L255 70H244L242 68L239 69L238 67L230 66V65H228V68H225V67H227V65H225V66L223 64H222V66L215 65L214 61H213L214 60L213 56H211L208 53H203V55H202L203 58L206 59V61L209 64H210V61H212L213 65L212 64L211 65L214 66L215 69L219 70V72L221 74L223 73V75H228V76L232 75L231 76L232 77V82H228V80H227L225 85H217L216 83H213V81H209L208 83H206V82L201 83V82H199V80H198V82L196 80L195 81L192 80L191 83H189V84L187 83L186 84L187 86H184L183 88H180L182 93L183 92L186 93L191 98L192 109L194 111L196 109L200 110L201 116H197V117L189 116V115L193 114V112L192 111L188 112L187 109L185 111H184V109L183 110H179V111L177 110V112H173L172 113L173 109H172V107H170V100H171L170 98L171 97H169L170 93H168L169 94L168 96H167V94H165L166 96L163 95L161 97V100L159 98H156V103L155 104H156V107H159L157 109L160 110V111L156 110V112H159L158 114L155 112L156 107H155V109L149 111L148 110V105H145V106H147V108H146L147 111L145 110V106H143V108H142V107H140L141 106L140 104L134 105V107L137 106L136 109L134 110V107L132 108V106H133L132 104H131V107H130L129 104L126 103V102H128L127 98L128 97L131 98L130 95L124 94L126 92L124 90H122V89H126L127 86H124V85L120 84L118 86L117 85L116 86L113 85V87H112V84H111V86L107 85L106 87H104V92H103V90H102L103 88L101 89V86H100V85L103 86V84L101 83L102 82L101 80L102 79L105 80L107 78L106 80L111 81L112 77L109 78V77L100 76L101 80L97 81V80L100 79L99 76L97 77V73H98L97 70H98V67H99V69H101V68H100V66L97 65L98 64L97 62H96L97 64L94 62L93 58H95V61H98L96 59L97 58L98 59L102 58V55H103V53L105 51H104V47H102V45H98V44H100V43L97 42L98 40L97 41L96 40L93 41L94 49L86 48V43H85V41H87V38L85 37L86 34L85 35L79 34V33H83V34L86 33L84 28H86L88 26H92V22L87 17L86 8H84L87 5V3L86 4L84 3V0L81 3L78 2V1H81V0H77V1L76 0H72V2H74V3L78 2L80 4V6H79V4L77 3L78 6H76V7L74 6V3H71V0H55V1L54 0H47L48 3L45 0H44V2H46V3H44L43 1L41 3L40 0H35L37 5L34 4V0H32V1L31 0L30 1L27 0V2H26V0H19V1L18 0H13V1L5 0ZM15 1H16V3L14 4L13 2H15ZM67 1L69 2V4H68ZM39 2L41 3V5H39ZM85 2H86V0H85ZM121 2H122V0H121ZM156 2L157 1H154V3H156ZM22 3H24V4L26 3V4L24 5ZM43 3H44V5H43ZM82 3H83L84 6L82 5ZM18 4H20V5L18 6ZM64 4H65V6H64ZM251 4H252L251 0H250L249 4H248V1H245V5L249 9L252 8V7H250ZM6 5H8V6H6ZM11 5H12V7H11ZM55 5H56V7H55ZM57 5H59V7H60L58 9L62 10V11L60 10V13H59V10H58V14H56L57 13L56 12L57 11L56 8L58 7ZM62 5H63L64 8H62ZM51 6H54V7H51ZM67 6H71V7L67 8ZM3 7H4V9H3ZM8 7H9L10 10H8ZM15 7L17 8V11H16ZM27 7H29L30 9L28 10ZM78 7L79 8L81 7L80 8L82 10L81 13H80V9H78ZM116 7H115V9L114 8L111 9V12L109 10L105 9L101 13L102 14V18L100 20L101 21V25L99 26L100 28H96L95 26H93L95 28L94 30L97 29L99 33L104 34V35L108 34L110 36L109 37L110 40H108L110 45H111V43H113L112 42L113 40H112L111 36H113L114 30H109V29H114L113 28V25H114L113 23H114L115 19H113V18L116 17L118 14H120L122 12V11L120 12V9H119L120 6L119 5L117 7L118 9ZM12 8H14V9H12ZM19 8H21V9H19ZM26 9H27L28 12L26 11ZM66 9L68 11H64ZM72 9L76 10V11L74 12ZM1 10L3 12H1ZM5 10H8V11H5ZM19 10L23 14H21ZM83 10L85 11L86 14L83 12ZM116 10H117V13H116ZM228 10H229V7L223 8V12L224 13L222 11L219 12L220 17L218 15L216 17L210 18V19L213 20L212 22H210L211 21L210 19L207 20L208 13H206V12L205 13H201L199 11L196 12V14L200 18H198L196 16V14L192 15V13L186 12L185 15L187 16V18H186V16H184V19L180 18L182 20V22L178 18H173V19L171 18V19L173 20V23H176V20H177V22L180 25H183V27L186 25L187 31L189 30L188 27H190L191 24L195 25V26H197L198 24L199 25L201 24L200 26L199 25L198 26L199 27L202 26L201 27L202 29L205 26V28L208 29L209 31L214 30L212 33H215L216 36H218V37L216 39H213V37L215 36V34H214V36L212 37V44L208 48V49H210L212 47V45H214V46L223 45L222 43L225 40L228 41V39L226 38V36L228 37V33H227V31H223L224 28H222V27H224V25L226 24V21H227V23H232V22H230V21H233V19H232L233 17L232 16L234 15V17H235V14L232 11V9H230L229 11ZM105 11H107V12H105ZM118 11H119V13H118ZM10 12H11L10 15H6V14H8ZM37 12H38V14H37ZM39 12H40V14H39ZM43 12H44L45 15H42ZM34 13H36V14H34ZM47 13H49L50 16L47 15ZM82 14H84L85 17ZM188 14H190V15H188ZM262 14H263V18H264V9H262ZM31 15H33V16H31ZM59 15H61V16H59ZM69 15H70V17H69ZM71 15H72V21L73 22H69V21H71V20H69V19H71ZM73 15H75V16H73ZM221 15H224V16H221ZM230 15H232V16H230ZM5 16H7V17H5ZM9 16H11V17H9ZM40 16L44 17V19H41ZM62 16H63L62 20H64L65 22H69L68 23L69 26H70L69 28H67L68 24L67 23L64 24V22L61 20L60 17H62ZM17 17H18V19L15 20ZM35 17L38 18V19H36ZM64 17L67 18V19H64ZM80 17H81V19H80ZM104 17L107 19L108 23H107V21L105 20ZM204 17L206 18V20H205ZM222 17H224V18H222ZM3 18H5V19H3ZM29 18H30V20L32 22L30 20L28 21ZM46 18H48V19H46ZM229 18H231L232 20L229 19ZM8 19H10V20L14 19V20H12V21L9 20V23H8V21H7ZM193 19H195V20H193ZM33 20L35 21L34 24H33V22H34ZM36 20H38V21H36ZM39 20H40V22H39ZM47 20L49 21L50 25L48 24ZM60 20H61V22H60ZM66 20H68V21H66ZM221 20H222V22H221ZM13 21L16 22V23H14ZM52 21H54V24H55V21H56L57 22L56 24H58L59 26H62V27H59L56 24L55 25L52 24L53 23ZM189 21H191L192 23L191 22L189 23ZM206 21H209L210 24L209 25L205 24ZM4 22H7V23H4ZM25 22L27 23V25H26ZM29 22H31L30 25H29ZM109 22H111V23H109ZM184 22H185V25L183 24ZM2 23H3V25H2ZM24 23H25V25H24ZM60 23H63V24L61 25ZM106 23H107V25L108 24H111V25H109L108 27H105ZM196 23H197V25H196ZM46 24H48V27H47ZM72 24H74L73 26L76 25L74 27L76 30L71 28V27H73ZM82 24H85V26L82 25ZM28 25L30 26V28H28L29 31H26L27 30L26 26H28ZM43 25L44 26L46 25V29L43 27ZM206 25H208V26L206 27ZM21 26H23V27L25 26L23 30H22L23 27H21ZM79 27H80V30H82V31H80L78 29ZM43 28L45 29V31L43 30ZM184 28H182L183 29L182 31L185 30ZM211 28H213V29H211ZM214 28L216 29L217 32L215 31ZM9 29L11 31H9ZM67 30H69V31H67ZM77 30H79V31H77ZM41 31H42V33H41ZM75 31H76V33L77 32L78 33L76 34ZM5 32L7 34H5ZM66 32H69L71 35L70 34H66ZM218 33H219V35L220 34L221 35L219 36ZM1 34H4V36L2 35V37H1ZM13 34L15 35V38L17 40L16 39H12L11 40V38H14ZM20 36L24 37V38H22V37L21 38L24 39V42L26 41V43H23V40L20 38ZM74 36L76 37L77 40L75 39ZM80 36H82V37L84 36V38L82 39V37H80ZM221 37L224 40H222ZM71 38H74V39H71ZM79 38H81V39H79ZM13 40L14 41L16 40L15 41L16 43L18 42L17 43V46H19L18 48L21 47L19 49V51L17 50L18 48L16 46V43H14ZM68 40H70V43H69ZM79 40H81V41H79ZM83 40H84V42H82ZM219 40H221V41H219ZM5 41H7V42L5 43ZM66 41L68 42V44H67ZM12 42L14 43V45H13ZM19 42L22 43L23 45L19 44ZM60 43H61V45H60ZM76 43H78V44H76ZM20 45H22V46H20ZM14 46L17 48L16 49L17 52H16V50L13 49ZM169 46L170 45H168L167 47H169ZM84 47H85V49H84ZM167 47L163 51H165V53H167V50H169L171 52L172 51L171 47L169 49ZM75 48H78V50L76 51ZM212 48H214V47H212ZM81 49L85 50V52L84 51L82 52ZM80 50H81L82 53L80 52ZM231 50H229V51H231ZM169 51H168V53H169ZM15 52H16V54H15ZM18 52H19L20 55L17 54ZM23 52H24V55H23ZM74 52H75V54H74ZM56 53H57V51H56ZM69 54L70 55L73 54L72 57ZM93 54H95V55L93 56ZM79 55L81 57V58L79 57L80 58L79 60L74 58V57L77 58V56H79ZM253 55H256V52H254ZM209 56H210V58H209ZM85 57H86V59H85ZM178 57L181 58L182 55L178 54L176 56V58H178ZM211 57H212L213 60H210ZM254 57L255 56H253V58ZM83 58L85 60H83ZM180 58H178V59H180ZM184 58H185V56L182 57L181 59L183 60ZM88 59H90V60L93 59V60L90 61ZM76 60H78V61H76ZM87 60L89 62H86ZM66 61L68 62V64H67ZM71 61L73 63V66L70 63ZM80 61L82 63L85 61L86 63L85 64L84 63L81 64ZM62 62H64V63H62ZM99 62H100V59H99ZM185 62H187V61H185ZM87 63H88V65H92L91 68H90V66L87 65ZM93 63H94V65H93ZM66 64L68 66H66ZM74 65H76V66L74 67ZM85 65H87L88 68ZM41 66L42 67L45 66V67L42 68ZM38 67L42 68V69L40 68L41 70L39 69L40 70V74L38 72L39 70H35V71L33 70V68L38 69ZM229 67L231 68V71H230ZM51 68H53L55 70L53 71V69H51ZM65 68L67 70L64 72L62 69H65ZM78 68L82 69V71H83L82 74H79V71L77 72V70H79ZM93 68H95V69H93ZM56 69H58V70H56ZM92 69L95 70V71H93ZM32 70H33V72H32ZM73 70H74V72L76 71L78 74L73 73ZM86 70H89L90 72L86 71ZM41 72L42 73L44 72V73L41 74ZM51 72H53V73H51ZM71 72H72L73 75L71 74ZM146 72L145 71L143 72L145 74V75L143 74L144 77H146V75H147ZM249 72H251V73H249ZM20 73H21V75H20ZM29 73L32 75V77L30 76ZM60 73H62V75H60ZM89 73L93 74L95 79L93 78V75L91 76L92 77L91 79H90L89 76H87V78L90 79L91 83H93L97 79L95 81V84H96V82H98V85L91 84L90 81H88V79L86 78V74L88 75ZM147 73H149V72H147ZM154 73L150 75V77L152 76L151 78L154 81L162 80L163 77L164 78H166L167 76L170 77V75L166 76L165 74H163V77L160 76L161 77L160 78L159 75H158V79H156L157 77L155 78L156 75ZM63 74H65V75L67 74V76H68V74H70V76H71L70 79H72L71 82H73V85H71V83H69L70 82L69 81L70 80L69 79L70 76H68V78H67V77H64L65 75H63ZM233 74H235L236 76L234 75V77H233ZM253 74H255V75H253ZM23 76L25 77V79L23 78ZM28 76H29V78H28ZM80 76L83 78V84L86 83L85 85L80 83V82H82V80H81L82 78ZM230 76H229V78H230ZM79 77H80V79H76V78H79ZM147 77H146V79H147ZM150 77H149L150 80H148V81L151 82L152 79ZM235 77H236V80H235ZM20 79H22L23 81H20ZM74 80H76V82L78 80L77 84L80 83L82 85L80 86V84H79L77 86L75 84ZM104 80H103V82H106V80L105 81ZM43 82H44L45 86H44V84H42ZM60 82L62 84H60ZM142 83H143V81L140 83V85L134 84L132 86L130 85V87H128V88H133L135 85L140 87V86H142ZM256 83H260L259 84L260 88L258 87L259 85L256 84ZM37 84H39V85H37ZM157 84H160V83H157ZM74 86H75V88H74ZM123 86H124V88H123ZM156 86L158 88L160 85L159 86L156 85ZM42 87H43V89L41 90ZM69 87H70V89H69ZM88 87L89 88L92 87V88H90V90H89ZM115 87H116V89H115ZM119 87L121 88V90H118V89H120ZM38 88H40V90H37ZM107 88H108V90H107ZM61 89L63 91L62 93L59 92V91H61ZM72 89H74V91ZM83 89H85L86 91L83 90ZM91 89L92 90L93 89L94 90L98 89V91H96V90L92 91ZM100 89L102 90V92L100 91ZM180 89H178V90L180 91ZM52 90L54 92L56 91L55 93H57V94H54V95H57V97L53 95L54 92ZM110 90L111 91L115 90V94H114V92H110ZM43 91L40 92V93H45ZM107 91H109V92L107 93ZM120 91H122V92H120ZM58 92L60 94H58ZM117 92L119 94H117ZM93 93H94L93 96H95V97L92 98V94ZM62 94H64V95H62ZM106 94H109L110 97L108 95H106ZM116 94L119 97L115 96ZM120 94H123V95L120 96ZM60 95H62V96H60ZM125 95L128 96V97H126ZM63 96H64V98H63L64 100L59 98V97H63ZM83 97H84V99H82ZM79 98L81 99V101H80ZM85 98H86V100H85ZM54 99H55V101H53V103H52L51 100H54ZM118 99L119 100L122 99L121 100L122 103L119 104V100ZM123 99H124V101H123ZM164 99H166V101ZM57 100H58V102H57ZM68 100H71L72 105H74V106L77 105L78 107L83 106V108L82 107L78 108L76 106L78 109H74L75 108L74 106L70 107V105L68 103ZM63 101H64V105L62 104ZM79 101L82 102V103H80ZM94 101H95V103L96 102L99 103L101 101V103L98 104L99 105L98 106L97 103H96V105L93 104ZM55 102H57V103H55ZM87 102H89V104ZM77 103H79V104H77ZM83 103H86V104H83ZM159 103H160V105H157ZM47 104L50 105V108L48 106L49 109H47V107H46ZM53 104H55V105H53ZM57 104H58V107H56ZM80 104H82V105H80ZM103 104L107 105V107L105 105H103ZM60 105H62V107H60ZM110 105H112V106H110ZM162 105H164V106L162 107ZM103 106L106 107V109L103 108ZM113 106H114V110L112 108ZM94 107H96V108H94ZM109 107H111V108H109ZM101 108L103 109V111H102ZM108 108H109L110 111L108 110ZM244 108L245 109H249L251 111V113H250V111H248L246 113L244 111L245 110ZM61 109H62L63 112H61ZM129 109H132V112H130L131 110H129ZM139 109H140V111H139ZM164 109H168V111H166L167 113L164 112ZM171 109H172V111H171ZM231 109H232V111H234V109H235V111L232 113ZM23 110H25L24 107H23ZM75 110H80V111L74 112ZM115 110H116V112H114ZM144 110L146 111V113H145ZM240 110L244 111L243 115L247 116V119H248L247 122L248 123L246 122V120L244 121V119L241 117L242 115H240V113L242 111L240 113L238 112ZM105 111L108 112V113H106ZM121 111H123V115H122V113H119ZM169 111H171V112L169 113ZM56 112H58V113H56ZM100 112L103 113V114H101L99 116ZM110 112H111V114H109ZM127 112H128V114H127ZM151 112L153 114L154 113L155 114L153 115ZM88 113H90V115ZM116 113H117V115H116ZM129 113H131V114H129ZM244 113H246V114H244ZM132 114L136 115L137 120L134 117V115H132ZM138 114H139V116H138L139 120H138V117H137ZM81 115H86L87 117L82 118L83 116H81ZM102 115H104V116H102ZM110 115H113V117L115 116L114 117L115 119L112 116H111L112 117L111 118ZM121 115L126 117V118L121 117ZM129 115H131V116H129ZM140 115H141V117H140ZM77 116H78V118L80 117L79 118L80 120H78ZM96 116L100 117V120H98V118ZM67 117H68V119H67ZM72 117L74 118V120H73ZM132 117H133V119H132ZM237 117H240V118H237ZM70 118H72V119H70ZM109 118H111V119H109ZM134 118H135V120H134ZM65 119H67V120L65 121ZM69 119H70V122L68 123ZM75 119L78 120V123L76 125H75V123H76L77 120H75ZM83 119H84V121H83ZM86 119H90V120H86ZM96 119H97V121H96ZM127 119H128V121H127ZM142 119H147L148 120L149 123L148 122H144L147 126H144L145 124H143V122L140 121ZM72 120H73V123H71ZM81 120L85 123L84 126L87 129H85V128L81 129V127L83 126V124H82L83 122ZM223 120H225V121H223ZM117 121L118 122H123V124L124 123L125 124L123 125L122 123H118ZM137 121H138V123H137ZM242 121H243V123L241 124ZM162 122H164V123L162 124ZM202 122L204 124H207V122H208V124H211V125L214 124L215 126L214 125L213 126L215 128H212V129H210L212 131H209L207 126H203L202 125ZM222 122L225 123V125H226V126L224 125L225 127L221 124ZM67 124H69V125H67ZM92 124H94L93 127H95V130H94V128H91ZM139 124L141 126H139ZM164 124L168 128H171V127H173V125H176V128L178 127V129H179L178 138L175 141H172V140H171L172 142L170 141L172 144H170L169 148L166 147V144L168 143V141L166 143V141L154 140L155 142L154 143L153 142L149 143L150 145L148 144L147 145L148 148H147L145 146V144H143V141L139 140V142L142 144L141 145L140 143H137L138 141L137 140L135 141V139H133V141H131L133 143H128L129 146L131 145L130 147L129 146L125 147V145H128V144H126L127 143L126 141L129 140L128 137L132 136L137 128H138L139 131L136 130V132H140L142 129L144 130V128L147 129L149 127L148 129L150 131L148 129L145 130L146 134H148V133L149 134H153V136H156L158 139H160L157 135L160 136L161 134H159L156 130L162 128L164 126ZM79 125H82V126L80 127ZM98 125H99V128L96 127ZM100 125H101V127H100ZM119 125H122L123 127L120 128L121 126H119ZM134 125H136V127ZM137 125H138V127H137ZM73 126H74V129H72ZM76 126L77 127L79 126L78 129H77ZM243 126L245 128H243ZM132 127L134 129L135 128L136 129L134 130ZM141 127H143V128L140 130ZM153 127H154V129H153ZM96 128H98V129H96ZM102 128H104V129H102ZM118 128H120V129H118ZM123 128H125V129L123 130ZM131 128H132V130H131ZM110 129H112L113 133H111L112 131ZM93 130H94V132H93ZM96 130H98V131H96ZM122 130L124 132H122ZM125 131H127V132H125ZM131 131H133V134H132ZM228 131H230V132H228ZM97 132H98V134H97ZM129 132H131L132 135L129 134ZM136 132H135V134H137ZM164 132H166V133L164 134ZM164 132H161L162 136H163V134H164V136L168 135L167 134L168 133L167 130L164 131ZM188 132L194 134V139L192 141H190L188 139L187 135H186ZM116 133H118V134L116 135ZM86 134H88V135H86ZM94 134L95 135L97 134L96 135L97 137ZM103 134H105V135H103ZM114 134L116 135V137H115ZM121 134H122V137H121ZM127 134H128V136H127ZM82 135H83V138L81 139L80 136H82ZM99 135H100V137H99ZM228 135H229V137L232 136L233 139H232V137L228 138ZM62 136H64L65 138L64 137L62 138ZM77 136H79L80 138L77 137ZM102 136L104 138H102ZM117 136L121 137V138H119L120 140L117 139L118 138ZM124 136H126V138ZM236 136H237V138H236ZM76 137L79 139V141H76V139H77ZM110 137H112L111 138L112 142H111ZM88 138H91V139H89V141L91 140L90 142H95V143H93L94 145L92 144L93 148L90 147V146H87V145H90L89 141H87ZM114 138H116V139L114 140ZM124 138H125L126 141L124 140ZM73 139H75V140H73ZM98 139H99V141L101 140V142H98ZM106 139L108 141H106ZM221 139H224V140L222 141ZM225 139L229 140L228 142L226 140V142L228 144L222 145L223 143H226V142H224ZM234 139L237 142V143L234 142L236 145L241 141L242 144L241 143L240 144L241 145L245 144V145H247V147L245 146V148H242L240 146L241 149H239L238 145H240V144H238L237 145L238 148H237V146L232 142V141H234ZM243 139H244V141H243ZM64 140L67 141V144H66L67 147L66 148H64L65 147L64 143H66V141H64ZM75 141H76V143H75ZM86 141L89 144H84ZM121 141L126 142L125 145L123 146V148L121 146L124 143H121V145H120ZM221 141H222V143H221ZM60 142L62 144H60ZM229 142L234 144L235 147H233L234 145H230ZM155 143H156V146H155ZM106 144H107V146H105ZM113 144H114V146H113ZM115 144H117V145H115ZM158 144L159 145L161 144L162 147L164 146L163 148L161 147V149L163 151L165 149V152H161L162 150L159 148L160 146ZM75 145H76V148H80V149H78V151L74 147L72 149V146H75ZM80 145L82 146V148L84 147V145L88 147V149H87V147H85V150L87 149L86 150L87 151V155H85L86 153H84V152H86V151L84 150V148L82 149ZM95 145H96V147H94ZM109 145H111V147ZM58 146H59V148H58ZM115 146L118 147L117 150L119 149V151L121 152L120 153L118 151L120 156H121V158L119 157V154L117 155V152H115V154H113L114 151H116V150H114V149H116ZM137 146L140 147L141 150H140V148L138 149ZM153 146H155V147H153ZM131 147H132V150H131ZM57 148L60 149V150H58ZM104 148H106V149L108 148L107 151H105L106 149L104 150ZM111 148H114L113 152H112ZM124 148H127L126 149L127 154L126 153L123 154V149ZM71 149L74 150L75 153L73 151H71ZM75 149H76V151L78 153L75 151ZM81 149L84 151V152H82L83 156H81V157L83 159L86 158L87 156L89 157V158L87 157L88 160L86 161L87 162L86 165L84 164L85 166L82 165V167H81V163L82 164L85 163V160H84V162H80V164H79L80 166L77 165L78 162H79V157H80L78 154L79 153L81 154V152H80ZM100 149L101 150L103 149L102 152H104V153L106 152V153L105 154L102 153ZM166 149H167V151H166ZM56 150H58L57 151L58 153L56 152ZM92 150H94L95 153L92 152L91 156H89L88 153L89 152L91 153ZM124 151H125V149H124ZM109 152L112 153L111 154L112 156L116 155L115 159L113 158L114 156L113 157L109 156V154H110ZM54 153L55 154L57 153L56 155H58V157L54 156L53 155ZM70 153H74L75 154V155L72 154V157L75 158V159H73L71 156H68V155H71ZM132 153H135V155H137V156H135L137 159L134 157V154L131 155ZM94 154H96V157H95ZM49 155H50V157H49ZM65 155L67 156L68 159L65 157ZM84 155H85V157H84ZM123 155L124 156L125 155L126 156L129 155V156H127V157L125 156L126 157L125 158ZM201 155L206 158L205 159L206 163H205L204 160H200L198 158V157H202ZM74 156L78 157L77 158V163H76V157H74ZM97 156H98V158H97ZM90 157H92L93 159L90 158ZM117 157H119V158H117ZM128 157L130 158L129 159L130 163L128 162ZM203 157H202V159H204ZM63 158H64V160L66 158V161L70 160V161H68V163L66 162L68 165L67 164H66V166L63 165L65 163L61 164L62 162H65L63 160ZM116 158L118 160H116ZM90 159H92L94 162L93 161L92 162L89 161ZM109 159H113L112 161L115 162V165H118L120 163H123V164L125 163L124 165H126L128 163L129 164L126 165V168L122 167V165H118V166H120V168L118 167L119 169L117 168V171L115 173L110 171V170H108V169H106V168H104V169L101 168L100 169L99 168L100 165L101 164L103 165ZM194 159L198 160L199 162L200 161H204V162H202L204 164L200 165L201 166L200 167L198 165L201 164V163H199L198 161H196V163H195ZM73 160H75L74 162L76 164L71 165V163H72L71 161H73ZM119 160H121V162ZM189 160H191V161L193 160V163H195V165L190 163ZM88 161L90 163V166H91V164H93L91 167H88V165H89ZM69 162H71V163H69ZM100 162H101V164H100ZM137 162H139V164ZM247 162L249 163L248 166H249V169L251 170L252 179L254 178L253 180L251 179V181H250L251 183H253V186H252V188L247 190L248 192L246 191L245 193H243V195H240V197H238V201L240 202V203H238L239 204V209H237L235 211V213H231V210H229V211L227 210L228 212L221 211V215L222 214L223 215L221 216L220 214H218L216 216L218 218L215 219V220H213L212 219L213 217H211L212 220H209V222L207 223V225L205 227L204 226L203 227L196 226L195 223H194V220H195L194 217L193 216H188V217L186 216V214H187V213H185L186 208L189 205H190L189 207H191L194 204L196 205L197 203H198L197 205H199L200 208H201V207H203L202 206V202L204 203V205H206L204 208H202L203 210L204 209L210 210L213 207L212 206L213 204L211 203V200L208 199L206 197V195H204V192H203L204 189H202L203 188V184L205 186L207 185V186H210V187H214V186H219V185L222 186L223 184L227 185V183H225V182L231 183V181L233 182L234 180H239V179H241L243 177V172L240 171V170H242V169H240V167L243 168L244 167L243 164L247 163ZM140 163H141V165H140ZM159 163L160 164L164 163V164H161V166L163 168L161 167V170L159 172L155 173L156 167H159V165H160ZM134 164L136 166L140 165V166H138L139 170H138L137 167H136L137 169L135 168ZM204 165H205L204 168H206L204 170L207 171L206 173H208V175H207L208 179L211 180V181H207L208 180L207 176L205 178L204 177L202 178V175H205L204 170H202L203 169L202 166H204ZM206 165H207V167H206ZM57 166H58V169H57ZM70 166H73V167H70ZM97 166H99L98 167L99 171H101L100 173H102V174H100L98 176H96L99 173V171H97L98 170ZM133 166H134V168H133ZM141 166H144L145 168H143L141 170V168H142ZM217 166L220 169H218ZM59 167H60V170H59ZM84 167H85V170H84ZM87 167H88V169H87ZM121 167L124 168L125 171H122L123 169H121ZM62 168H64V170ZM132 168H133V170H131ZM207 168H210V169H207ZM215 168L218 171L220 170V172L217 173L218 171ZM225 168H226V170H225ZM254 168L256 170H254ZM72 170L74 172L73 174L71 173ZM89 170H91V172H92V175L90 176V178L88 177V175L90 173ZM212 170H215L216 172L212 171ZM223 170H224V172L226 171L225 172L226 174L223 173ZM62 171H63L64 174L62 173ZM121 171H122V173H124V176H119ZM129 171H130V173H129ZM108 172H109V174H108V178H107V176L105 174L108 173ZM122 173L120 175H123ZM241 173H242V175H241L242 177L239 175ZM70 174H69V176H70ZM188 174L191 175V178L185 177V175H188ZM254 174H256L257 176L254 175ZM76 175H77V177L78 176H80V177H78V178L76 177L75 178ZM150 175H151V177H150ZM94 176H96V177H94ZM101 176H103V179L107 178L104 181V183H103V179H102V181H101V179L98 180V178H102ZM125 176H128V177H125ZM152 177H153V180H152ZM184 177H185L186 180L184 179ZM91 178H93V179L92 180H88L89 182H91V184L88 183L89 185H86L87 184L86 183L87 179H91ZM95 178H97V180ZM149 178H151V180ZM156 179H157V181H155ZM227 179H229V181H226ZM98 181H100L99 184L97 183ZM147 181H149V182L147 183ZM154 181L156 182L157 185H155ZM206 181L209 182V183H207ZM150 182H151V185H150L151 187L148 186L150 184ZM152 182H153V185H152ZM97 185H99V186H97ZM172 185H174V187ZM80 189L81 188H79V190ZM200 189H202V190H200ZM188 190L189 191L191 190L190 191L191 194H189ZM91 191H93V193L94 192L95 193L91 195V193H92ZM192 191L195 193L194 195H196V194L198 195L200 193L199 196H194L192 194ZM200 191H202L203 193L200 192ZM196 192H198V193H196ZM190 195H193V197H196L194 199L196 201H195V203L193 202L194 204H192V205H191L190 202L187 203V204L184 203V201L187 199V198L184 199L185 196H189L188 198L190 199ZM200 195H204V196H201L202 197L201 198ZM165 196L167 197L166 200H168L169 203H170V200L172 201L170 203V205L167 203L166 200L163 201ZM193 197H191V199ZM198 197H200V200L202 199L203 201L201 200L202 201L201 202L198 199ZM145 198L146 199L148 198V199L146 200ZM175 198H177V199H175ZM86 199H88V198L86 197ZM83 200H81V202H80L82 204V206L85 203V201L88 202V204L86 203L87 205H90V204L92 205V203L89 202L91 200H85V199H83ZM180 200L182 201V203H180L181 202ZM198 200L200 202H198ZM204 200H206V203H208V204H205ZM137 201H138V203H137ZM162 201H163V203H161ZM178 203H180L181 206ZM160 204H163L165 208H163V206L160 205ZM185 204H186L187 207L185 206ZM87 205L84 204L85 207ZM159 205H160V207H159ZM207 205H210L208 207V209L206 208ZM178 206H179V209H178ZM88 207L89 206H87V209H88ZM175 207L177 208V210H181L182 212L181 211L178 212L177 210H175L176 209ZM120 209H122V210L120 211ZM163 210H164V212H163ZM215 210H216V208H214L213 211H215ZM238 210H240V211H238ZM175 211H176L177 214L178 213H182V214H178V215H180L179 218H173V217H175V215H174ZM223 212L224 213H228L230 215L229 216L227 214L225 215ZM138 213L140 215H138ZM150 214H151V216L153 218L150 216ZM177 214H176V217H178ZM172 215H174V216H172ZM181 215H182V218H181ZM219 216L221 218L224 217V216L225 217L220 219ZM8 217L10 218L11 216H8ZM150 217H151V219H154V217L156 218V219H154L155 222L153 221L154 224L152 223V225L154 227L151 228V231H145L144 228L140 227L141 226L140 223L143 224L142 221L145 223L147 218L150 219ZM216 217H214V218H216ZM227 217H230V218L228 219ZM226 218L228 219L227 222H226V220H227ZM222 220H223V222H221ZM234 221H238L241 224H243L242 227L244 229L253 230L251 232L252 235H249V237H247L246 239L238 240V242L235 243V244L229 243V241H228L229 238H227L226 236H222V237L218 238V240L221 239L220 242L216 246L213 247L214 231L216 230V228L221 229L220 227H222L221 225H224V223L228 224V222H229L230 224H233ZM7 222L8 221H6L4 224H6ZM159 223H160L161 226L164 224V225H167L168 227H170L171 231H168L169 238L163 239L164 238L163 236L157 235L156 234L157 232L156 233L153 232V230L156 231L157 228H155V227ZM161 223H163V224H161ZM221 223H223V224H221ZM227 224L225 226L227 228H229L228 226H230V224L229 225H227ZM160 225H158V227H160L159 229L162 230ZM215 226H218V227H215ZM52 228H56V227L53 226ZM41 231H43L42 228H41ZM192 232L194 233V236L193 237H191V236L188 237V234H191ZM1 233H4V232H1V229H0V234ZM227 233H228V229H227ZM80 234H81L80 236L86 237V236H89L90 233H88V232L83 230L82 232H80ZM224 235H226V234H224ZM4 237H5V234H4ZM8 237L9 236H7V240H6L7 242L6 241L3 242V244L5 246V252H6L7 255L6 256H4V255L0 256V262H2L3 264H59L60 260H58L56 257H54V255L46 253L47 249L49 248V246L51 244V240L50 239L44 240L38 247H36V249L31 250V251H30V248H31V246L33 244H32L31 241H27L23 245L19 246L18 249L14 252V250H13V247H14L13 246V240H9ZM181 238H183V240ZM200 246H201V248H200ZM227 252H230V255H229L230 258L225 255ZM217 256H219V255H217ZM17 257L20 258V259L22 258L23 260H21L20 263H15L14 259L17 258ZM181 261H183V262H181Z\"/></svg>","mask_w":264,"mask_h":264}]
</instances>
